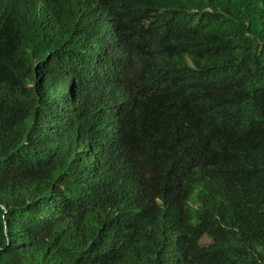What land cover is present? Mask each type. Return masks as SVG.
<instances>
[{
	"label": "trees",
	"instance_id": "obj_1",
	"mask_svg": "<svg viewBox=\"0 0 264 264\" xmlns=\"http://www.w3.org/2000/svg\"><path fill=\"white\" fill-rule=\"evenodd\" d=\"M0 264H264V0H0Z\"/></svg>",
	"mask_w": 264,
	"mask_h": 264
},
{
	"label": "clouds",
	"instance_id": "obj_2",
	"mask_svg": "<svg viewBox=\"0 0 264 264\" xmlns=\"http://www.w3.org/2000/svg\"><path fill=\"white\" fill-rule=\"evenodd\" d=\"M148 21L150 20H144L137 28L148 27L150 25ZM147 45L157 62L175 67L173 73L158 79L153 85L152 96L161 110L164 112L168 109L180 108L185 102L189 110L199 113L205 105L204 89H210L206 74L192 71L193 68L188 67L191 62L187 44H179L163 50H156L150 41Z\"/></svg>",
	"mask_w": 264,
	"mask_h": 264
},
{
	"label": "rangeland",
	"instance_id": "obj_3",
	"mask_svg": "<svg viewBox=\"0 0 264 264\" xmlns=\"http://www.w3.org/2000/svg\"><path fill=\"white\" fill-rule=\"evenodd\" d=\"M208 242V238L204 237L201 239L200 243H207Z\"/></svg>",
	"mask_w": 264,
	"mask_h": 264
}]
</instances>
